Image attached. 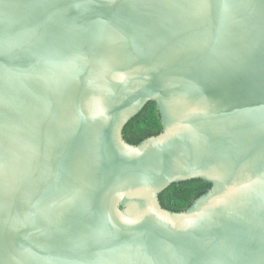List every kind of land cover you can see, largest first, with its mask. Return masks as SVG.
Here are the masks:
<instances>
[{
    "label": "water",
    "instance_id": "95a60500",
    "mask_svg": "<svg viewBox=\"0 0 264 264\" xmlns=\"http://www.w3.org/2000/svg\"><path fill=\"white\" fill-rule=\"evenodd\" d=\"M0 264H264V0H0Z\"/></svg>",
    "mask_w": 264,
    "mask_h": 264
},
{
    "label": "trees",
    "instance_id": "16d2710c",
    "mask_svg": "<svg viewBox=\"0 0 264 264\" xmlns=\"http://www.w3.org/2000/svg\"><path fill=\"white\" fill-rule=\"evenodd\" d=\"M163 124L157 109V103L150 101L124 127L125 139L138 144L145 138L159 134ZM212 183L203 179H190L173 183L160 194L162 205L172 211H183L200 195L207 192Z\"/></svg>",
    "mask_w": 264,
    "mask_h": 264
}]
</instances>
